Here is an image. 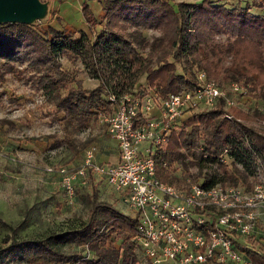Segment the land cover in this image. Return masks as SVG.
<instances>
[{"label": "trees", "instance_id": "obj_1", "mask_svg": "<svg viewBox=\"0 0 264 264\" xmlns=\"http://www.w3.org/2000/svg\"><path fill=\"white\" fill-rule=\"evenodd\" d=\"M101 1V18L82 2L87 30L51 23L41 28L39 19L0 22V77L12 72L54 94L53 111L68 128L63 139L73 154L88 142L77 146L73 131L112 111L110 92L165 96L193 87L203 70L222 87L238 81L247 94L264 98V0ZM146 28L156 32L148 36ZM61 57L80 59L97 84L85 86ZM241 114L220 96L176 119L153 153L156 175L180 185L187 176L246 188L264 180V131ZM8 121L0 116V124ZM75 196L87 215L64 228L17 234L18 224L0 215V227L8 229L0 237V264H136L137 215L99 199L95 186L76 187ZM260 241L259 247L239 244L254 264H264Z\"/></svg>", "mask_w": 264, "mask_h": 264}, {"label": "built area", "instance_id": "obj_2", "mask_svg": "<svg viewBox=\"0 0 264 264\" xmlns=\"http://www.w3.org/2000/svg\"><path fill=\"white\" fill-rule=\"evenodd\" d=\"M229 91L246 93V86L232 81L222 87L198 70L193 87L165 96L108 93L113 109L99 117L116 141L117 159L97 160V146L89 144L79 165L58 169L63 188L74 195L75 182L86 184L92 172L117 190L138 217L137 248L147 264H254L239 244L264 239V180L246 188L187 177L178 186L155 173L153 153L175 120L214 105L220 96L234 103Z\"/></svg>", "mask_w": 264, "mask_h": 264}, {"label": "rangeland", "instance_id": "obj_3", "mask_svg": "<svg viewBox=\"0 0 264 264\" xmlns=\"http://www.w3.org/2000/svg\"><path fill=\"white\" fill-rule=\"evenodd\" d=\"M239 2L232 0L229 4ZM59 15L51 7L36 25L41 28L49 23L62 25L63 19ZM154 32L156 31L152 29H144L148 36ZM61 58L63 66L81 77L85 86L97 84V77L92 75L80 59L71 62L65 57ZM177 65L178 70H181L180 64ZM140 79L144 80L143 76ZM229 97L236 107L244 114L247 113L246 117L241 114L242 117L239 118L264 131L263 97L247 93L241 96L237 91H229ZM55 99L54 94L35 88L12 72H5L0 77V116L9 120L0 124V215L12 224H18L17 234H40L46 229H60L76 224L86 217L87 208L79 197L69 195L63 188L58 169L61 166L75 168L81 163L86 146L95 144L99 151L100 142L110 137L99 117L84 129L73 131L77 146L81 141L88 140L77 154H73L63 139L68 128L63 126V122L53 111ZM202 109L205 108L193 111ZM191 169L195 170V167ZM80 186L89 191L95 186L99 199L109 202L120 211L132 214L120 200L117 190L96 174L89 172L86 184L75 182V188ZM6 230L8 229L0 227V237ZM249 241L255 247H259L261 242L257 237H249ZM136 264H147L142 254H138Z\"/></svg>", "mask_w": 264, "mask_h": 264}, {"label": "crops", "instance_id": "obj_4", "mask_svg": "<svg viewBox=\"0 0 264 264\" xmlns=\"http://www.w3.org/2000/svg\"><path fill=\"white\" fill-rule=\"evenodd\" d=\"M83 1L84 0H51L49 4V8L54 7L57 10V14L59 15L60 13L59 17L63 19V23H64L62 25H65L71 28L87 30V26L85 24L82 10H81V5ZM88 2L94 14L98 18H101L104 13L103 8H102V1L101 0H90ZM107 135H109L108 132H107ZM99 146H100V148L98 147L99 151H97L98 153H96L97 160L115 161L117 159V154H118L117 145H116V141L112 137H109L108 140L107 139L102 140Z\"/></svg>", "mask_w": 264, "mask_h": 264}, {"label": "water", "instance_id": "obj_5", "mask_svg": "<svg viewBox=\"0 0 264 264\" xmlns=\"http://www.w3.org/2000/svg\"><path fill=\"white\" fill-rule=\"evenodd\" d=\"M51 0H0V22L22 21L31 23L44 18Z\"/></svg>", "mask_w": 264, "mask_h": 264}]
</instances>
